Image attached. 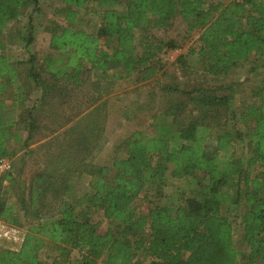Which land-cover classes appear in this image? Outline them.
Wrapping results in <instances>:
<instances>
[{
    "label": "trees",
    "instance_id": "16d2710c",
    "mask_svg": "<svg viewBox=\"0 0 264 264\" xmlns=\"http://www.w3.org/2000/svg\"><path fill=\"white\" fill-rule=\"evenodd\" d=\"M87 2L97 4L98 32L77 24ZM50 11L44 25L49 51L40 60L30 54L17 61L4 50L23 34L6 28L24 15L31 27L42 0H0V160L15 155L10 147L20 140L15 125L26 129L23 146L41 126L32 107L22 109L31 83L39 89L40 110L52 104L59 81L74 87L88 83L92 95L72 127L51 129L57 135L36 149L47 156L42 162L49 170L38 165L28 184L16 181L12 169L0 175L1 222L22 228L18 208L23 216L39 217L47 202H57L54 214L28 226L18 249L0 246V264H43L40 253L48 241L61 257L74 250L72 264H264V71L252 88V102L239 115L232 110L234 121L224 110L232 92L195 87L184 101L155 110L151 131H132L120 143L123 156L110 165L86 161L101 132L91 106L124 79H149L152 60L178 47L174 40H155L152 30L166 28L179 15L188 33L197 32L198 47L188 52L215 77L251 57L264 67V0H59ZM30 32L27 43L33 41ZM24 64L29 84L20 72ZM86 70L91 80L83 77ZM244 146L246 159L237 152ZM83 174L89 176L88 189L74 195L70 179ZM169 175L184 178L186 186L173 201L138 210L135 201L158 195ZM16 182L11 198L8 188ZM97 210L111 222L103 233L91 218ZM235 225L241 226L245 251L235 242Z\"/></svg>",
    "mask_w": 264,
    "mask_h": 264
},
{
    "label": "rangeland",
    "instance_id": "374dc122",
    "mask_svg": "<svg viewBox=\"0 0 264 264\" xmlns=\"http://www.w3.org/2000/svg\"><path fill=\"white\" fill-rule=\"evenodd\" d=\"M59 4V0H42V12L33 15L31 20V27L27 25L28 16L24 15L17 21H11L6 30L9 28L20 29L22 31V39L16 40L14 44L8 45L4 50L12 59L17 61L28 58L30 54H35L40 60L49 51L48 41L50 34L44 30V25L50 16V7ZM97 4L94 2H87L84 8L80 9L78 26L87 29L88 31L98 32L101 21L99 10L97 11ZM33 36V41L27 43V34L29 32ZM139 34V33H138ZM155 40H174L178 47L176 49L164 50L157 58L153 59L155 65L154 72L146 73L149 79L137 82L136 76L130 79H124L116 84L115 89L109 95H106L102 100L97 102L94 114L98 120L100 129V138L96 147L91 154L87 156L86 161L95 164H111L112 158L116 156H123L119 150L120 143L130 135L134 130L143 129L147 131L152 130V114L156 111H163L167 103L184 101L188 97V92L195 87H209L220 88L221 94L230 93L229 105L224 107L225 112H229V118L234 121L236 119L232 110L239 115L241 109L252 102L251 95L254 85L261 83L262 72L264 67L261 64L262 60L250 58L248 62L241 63L235 70L230 71L227 75H219L218 77L206 73L197 58L196 54H190V48H197L196 41L197 32L188 33L185 23L182 18L177 15L169 25L164 29H155L150 32ZM24 36V37H23ZM54 57H60L62 60L66 58L65 53H53ZM257 65L256 70L252 68ZM20 72L24 81H29L26 77V66L20 65ZM91 70H86L83 77H91ZM42 76H45L42 74ZM59 87L50 99V105L38 109L40 103L39 89L33 83L31 86V93L26 100L22 109L29 107L33 108L41 119V126L34 134V138L23 146V139L26 136V129L24 124L15 125V131L19 134L20 140L14 143L11 141L10 147L16 150L13 157L8 158L10 171L15 176L16 181H24L28 184L29 175L41 165L47 166V161L43 163L44 158L41 151H36L40 148V143H45L53 136L57 135V131L51 132V129L59 127H72L74 123L82 117L86 109L89 107L87 98L92 95L91 87L88 83H83L79 87H74L66 84L64 81L56 83ZM152 94H149V92ZM149 107H152L150 110ZM41 108V107H40ZM39 111V112H38ZM189 114V112L187 113ZM237 115V116H238ZM60 132V130H59ZM56 141V140H55ZM117 148V149H116ZM41 150V149H40ZM238 154L243 153L244 159L249 155L248 147L241 148ZM44 153V152H43ZM23 161V162H22ZM22 169V173L19 172ZM49 170V169H47ZM5 172H1L3 175ZM197 172L196 175H201ZM89 176L83 174L81 176H74L70 179L69 192L74 195H79L88 189L87 181ZM18 182L8 188V196L13 198V194L17 189ZM187 181L184 178L168 176L166 185L162 191L156 194H150L146 199L138 198L134 205L135 207L145 212L155 202H171L176 196L179 189L186 186ZM3 185H8L7 180L3 181ZM37 207V206H36ZM57 210V202L50 201L45 207L40 210L39 217L23 216V210L18 208L19 217L25 221L24 226L17 227L19 229V245L26 233V229L31 225H38L43 219L48 218ZM94 222L98 223L99 231L105 232L111 226V222L103 216L101 210H97L91 214ZM38 223V224H37ZM9 224V223H8ZM234 239L242 251H245V246L241 242V226L235 225ZM19 245H14L0 239L1 247H8L10 249H18ZM61 250L54 248L51 242H47L41 254L43 264L50 263L53 259H60L61 264H72L77 257V253L73 250L68 257L60 256Z\"/></svg>",
    "mask_w": 264,
    "mask_h": 264
},
{
    "label": "built area",
    "instance_id": "2783aa9c",
    "mask_svg": "<svg viewBox=\"0 0 264 264\" xmlns=\"http://www.w3.org/2000/svg\"><path fill=\"white\" fill-rule=\"evenodd\" d=\"M9 168L8 158H2L0 160V173L7 172ZM19 236V229L17 227L0 221V239L14 245H19Z\"/></svg>",
    "mask_w": 264,
    "mask_h": 264
},
{
    "label": "bare ground",
    "instance_id": "6f19581e",
    "mask_svg": "<svg viewBox=\"0 0 264 264\" xmlns=\"http://www.w3.org/2000/svg\"><path fill=\"white\" fill-rule=\"evenodd\" d=\"M8 224V223H7ZM11 225V224H10ZM13 226V225H12ZM14 227H16V226H14Z\"/></svg>",
    "mask_w": 264,
    "mask_h": 264
}]
</instances>
